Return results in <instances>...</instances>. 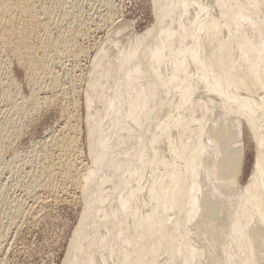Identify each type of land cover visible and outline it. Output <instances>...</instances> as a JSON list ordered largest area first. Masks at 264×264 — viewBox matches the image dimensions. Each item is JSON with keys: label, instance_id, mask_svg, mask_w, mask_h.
Returning <instances> with one entry per match:
<instances>
[{"label": "bare ground", "instance_id": "bare-ground-1", "mask_svg": "<svg viewBox=\"0 0 264 264\" xmlns=\"http://www.w3.org/2000/svg\"><path fill=\"white\" fill-rule=\"evenodd\" d=\"M151 2L142 36L116 0H0V264L62 202L64 264H264V0Z\"/></svg>", "mask_w": 264, "mask_h": 264}, {"label": "rangeland", "instance_id": "rangeland-1", "mask_svg": "<svg viewBox=\"0 0 264 264\" xmlns=\"http://www.w3.org/2000/svg\"><path fill=\"white\" fill-rule=\"evenodd\" d=\"M150 3H152L151 0H116L118 9L124 17V25L129 28L131 33L135 31L144 36L146 30L154 26L153 8ZM102 36L103 34H101ZM18 75L19 79H21L23 71L19 69ZM55 113L52 108L46 109V112L44 111L41 118L38 119L39 121L37 120V126L34 130L33 127L32 130L29 128L28 130L31 131L27 130L28 132H24V137L21 135L19 140L21 143L19 145L22 147L19 145L16 147L15 145V148L18 149L20 147L19 149L22 151L26 149L30 140H42L41 138L45 132L44 129L47 130L58 122L57 113ZM81 128L84 130L82 123ZM243 130V141L246 149L241 179L244 184L248 179L250 168L253 164L254 146L249 129L245 124ZM82 140L84 152L87 155L84 137ZM10 151L6 152V160L4 158L6 162L11 158V152L13 150ZM54 206L51 205L48 210L41 211L38 217L39 222L15 236L12 242L11 252L7 257L9 259L7 260V264H64L67 246L69 245L72 233L78 225L79 219L82 217H80L82 208L81 206L74 208V206L66 202L54 204Z\"/></svg>", "mask_w": 264, "mask_h": 264}]
</instances>
